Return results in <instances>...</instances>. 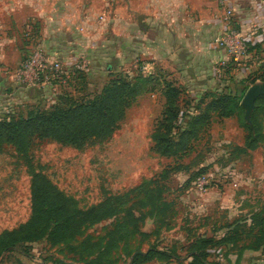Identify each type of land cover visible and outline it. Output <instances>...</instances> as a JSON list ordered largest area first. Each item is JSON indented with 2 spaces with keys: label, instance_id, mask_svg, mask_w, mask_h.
<instances>
[{
  "label": "rangeland",
  "instance_id": "1",
  "mask_svg": "<svg viewBox=\"0 0 264 264\" xmlns=\"http://www.w3.org/2000/svg\"><path fill=\"white\" fill-rule=\"evenodd\" d=\"M53 1L66 6L55 19L66 27L85 14L101 21L99 16L111 15L113 10V0ZM3 24L0 41L7 30L10 36L14 34L8 22ZM35 28L25 34L31 37ZM14 76L12 84L17 83ZM95 81L87 82L86 97L102 85L99 79ZM70 82L60 86L77 91L82 85ZM10 84L0 91V119L26 116L30 110L52 104L36 97L32 103L24 102ZM226 85L224 88L230 86ZM155 89L157 92H144L135 99L107 139H91L81 148L35 138L20 149L0 143V234L29 221L34 174L44 176L78 209L105 203L113 209L111 217L90 223L78 236L59 245L45 239L33 242L26 250L10 252L4 264H187L198 237L217 239L216 233L234 227L247 231L251 219L264 210V137L255 151L236 150L243 144L244 132L238 127L245 121L243 109L224 125L213 119L212 124L202 126L187 153L157 155L151 137L165 98ZM64 92L69 95L66 89ZM187 103L181 97L185 117L191 112ZM259 114L264 134V105ZM198 175L210 177L206 192L192 185ZM240 239L236 246L251 242ZM148 252L151 255L143 260ZM226 254L222 250L210 256L216 261V255L225 258Z\"/></svg>",
  "mask_w": 264,
  "mask_h": 264
},
{
  "label": "crops",
  "instance_id": "2",
  "mask_svg": "<svg viewBox=\"0 0 264 264\" xmlns=\"http://www.w3.org/2000/svg\"><path fill=\"white\" fill-rule=\"evenodd\" d=\"M65 7L53 0H0L1 33L4 22H8L14 32L10 36L7 30V36L2 34L0 41V91L10 82L24 102L32 103L34 97L48 101L50 90L28 89L11 82L22 57L36 44L42 46L50 59L61 62L72 72L70 83L73 86L82 84L77 91L57 86L48 101L52 104L58 102L59 96L85 97L90 80L98 82L99 79L102 85L96 89L98 93L105 85L106 76L113 72H126L130 77L139 73L157 77L158 73H164L165 80L180 88L181 97L187 99L189 113L193 114L194 109H204L212 93L240 94L245 87L243 80L252 76L264 62L261 59L264 33L252 31L255 26L264 24V0H113L112 14L99 16L101 21L85 14L67 27L55 20ZM226 8L233 10L232 24L242 33L251 62L247 69L226 70L218 75L214 65L225 54L213 41L223 30L220 18ZM34 28V35L25 34ZM80 58H85L87 68L84 72H75L73 65ZM142 65L147 68L145 72L140 69ZM224 83L230 86L224 88ZM253 84L248 85L246 91ZM61 87L69 95L64 89L60 91ZM232 118L219 119L213 114L210 121L212 124L216 119L224 125ZM238 127L244 133L243 144L237 147H244L245 131ZM226 233L218 232L216 238ZM216 249L212 250L213 254L222 250L228 253L225 258L216 255V262L221 264H264V243L255 248L226 244ZM8 254L0 259V264L5 263Z\"/></svg>",
  "mask_w": 264,
  "mask_h": 264
},
{
  "label": "trees",
  "instance_id": "3",
  "mask_svg": "<svg viewBox=\"0 0 264 264\" xmlns=\"http://www.w3.org/2000/svg\"><path fill=\"white\" fill-rule=\"evenodd\" d=\"M231 70L233 67L229 66L225 71ZM162 74L145 77L139 73L129 78L122 72H113L98 93L76 99L69 96L66 99L64 96L65 99L59 98L58 102L43 106L42 109L30 110L26 116L3 117L0 119V143H8L20 149L35 138L81 148L91 139H107L117 129L135 99L157 87L165 103L161 117L155 121L151 137L154 143L152 151L163 157L185 154L191 148V142L199 135L200 128L211 123L213 114L222 119L233 117L238 110L243 111L241 100L248 85L257 80L264 82V62L259 64L252 76L243 80L245 87L240 94L212 93L211 100L203 110L194 109L193 114L187 112L186 117L182 112L180 88L165 80ZM263 105L264 95L255 102L250 124L242 121L244 147H236V150L252 151L263 142L264 134L258 119ZM196 111L198 114H195ZM30 193L31 217L25 225L0 234V259L18 248L26 250L28 245L44 239L59 245L78 236L90 223L113 215V209L108 208L107 203L85 211L78 209L72 200L41 174L33 175ZM242 233L245 234L240 236ZM240 237L249 238L251 242L247 245L250 247L255 248L264 243V210L251 219L246 232L234 227L220 239L198 237L187 264H221L211 259L212 250L226 244L236 246L242 241ZM150 255L151 252H148L142 259L146 260Z\"/></svg>",
  "mask_w": 264,
  "mask_h": 264
},
{
  "label": "built area",
  "instance_id": "4",
  "mask_svg": "<svg viewBox=\"0 0 264 264\" xmlns=\"http://www.w3.org/2000/svg\"><path fill=\"white\" fill-rule=\"evenodd\" d=\"M220 20L223 30L213 41V45L221 49L225 57L214 65V72L222 75L229 66L237 71L247 69L250 62L249 52L242 33L232 24L233 10L226 8ZM252 31L264 33V24L255 26ZM86 68L85 58H80L73 65L75 72H84ZM140 69L145 72L147 68L142 65ZM14 74L15 80L21 86L28 89L50 90L47 96L48 101H51V95L56 93L57 86L66 85L73 76L72 72L64 68L61 62L50 59L41 45H36L29 54L25 55ZM192 185L199 192H206L211 186L210 177L199 175L192 181Z\"/></svg>",
  "mask_w": 264,
  "mask_h": 264
},
{
  "label": "water",
  "instance_id": "5",
  "mask_svg": "<svg viewBox=\"0 0 264 264\" xmlns=\"http://www.w3.org/2000/svg\"><path fill=\"white\" fill-rule=\"evenodd\" d=\"M264 95V83H255L251 85L246 91L241 106L244 109V119L247 124H250V118L253 110L255 109V102L257 99Z\"/></svg>",
  "mask_w": 264,
  "mask_h": 264
}]
</instances>
